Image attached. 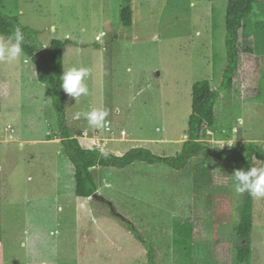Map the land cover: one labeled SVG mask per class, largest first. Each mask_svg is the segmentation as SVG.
<instances>
[{"label": "rangeland", "instance_id": "1", "mask_svg": "<svg viewBox=\"0 0 264 264\" xmlns=\"http://www.w3.org/2000/svg\"><path fill=\"white\" fill-rule=\"evenodd\" d=\"M227 2L0 0V10L43 46L67 42L63 71L91 69L89 96L76 101L64 92L67 130L84 148L115 156L141 148L171 157L186 140L192 86L207 81L220 90ZM128 8L131 25L125 26ZM100 31L106 36L98 42ZM241 47L254 57L244 51V61L261 66L259 86L221 91L214 129L203 134L227 152L240 143L223 141L264 143V0L244 20ZM94 108L108 111L110 130L73 119ZM7 126L12 132H3ZM8 135L0 144V264H232L242 243L234 236L232 163L203 153L179 171L138 161L125 169L97 166L96 197L77 198L56 112L25 55L0 62V141ZM177 224L189 229V238L178 236ZM249 243L250 264H264V198H253Z\"/></svg>", "mask_w": 264, "mask_h": 264}, {"label": "trees", "instance_id": "2", "mask_svg": "<svg viewBox=\"0 0 264 264\" xmlns=\"http://www.w3.org/2000/svg\"><path fill=\"white\" fill-rule=\"evenodd\" d=\"M260 0H228L225 12V51L226 67L219 92L212 91L209 82L202 81L192 86L191 114L188 119L186 140L183 148L176 156H156L146 149H133L123 156H115L99 149L84 148L78 138L73 137L66 126L65 96L61 88L63 74V48L67 45L60 40H52L43 46L29 29L20 25L18 19L4 14L0 10V36L8 37L20 28L24 33L26 43L23 45L24 54L29 59L35 79L44 86L56 112L60 144L63 153L74 168V193L77 198L89 199L97 195V185L94 181L92 169L101 168L125 169L135 162H144L149 165L163 164L172 170H182L194 158L203 153L213 156L217 162L232 163V175L235 170L247 171L253 164H264V151L260 143L244 142L233 151L214 147L203 139L206 129L215 125V104L221 91L233 90L236 86L245 89L248 82L255 88L259 86L261 66L244 61V51L241 47V37L244 29V20L253 12L254 5ZM130 9L122 12L123 23L130 26ZM249 53L252 56L253 53ZM254 80H252L250 77ZM248 78L251 80L248 81ZM256 89L252 92H258ZM257 93H255L256 95ZM254 95V94H253ZM234 180V177H232ZM238 220L234 226V236L242 243L237 245L232 264H250L251 247L249 239L253 229V197L247 192L237 194ZM113 214H115L113 212ZM122 223L136 238H140L132 225L122 220ZM175 232L182 238L190 236L189 229L177 224ZM181 246L182 241L177 240ZM0 245V254H1ZM149 249V248H148ZM151 258V255H149Z\"/></svg>", "mask_w": 264, "mask_h": 264}, {"label": "clouds", "instance_id": "3", "mask_svg": "<svg viewBox=\"0 0 264 264\" xmlns=\"http://www.w3.org/2000/svg\"><path fill=\"white\" fill-rule=\"evenodd\" d=\"M105 36L106 33L100 31L95 39L100 42ZM25 43V36L20 28H16L15 32L6 38L0 36V62L13 63L21 59L25 55L23 49ZM24 62H28L26 58ZM90 75V68L73 66L63 72L61 88L69 97L79 101L81 97L90 95L86 84V80ZM108 115L106 109L94 108L75 112L73 119L84 118L90 127L107 131L110 130L111 124L106 119ZM237 122L242 126L244 124L243 117H239ZM228 143L230 144L231 141ZM21 147H23L22 144ZM232 177H234V190L238 195L247 192L253 198H264V167H249L247 171L243 169L235 170Z\"/></svg>", "mask_w": 264, "mask_h": 264}, {"label": "built area", "instance_id": "4", "mask_svg": "<svg viewBox=\"0 0 264 264\" xmlns=\"http://www.w3.org/2000/svg\"><path fill=\"white\" fill-rule=\"evenodd\" d=\"M237 129H233V132L234 133H237ZM3 132L4 133H10V132H12V128H10V126H7L4 130H3ZM208 134H211V133H208ZM11 138V136L10 135H8V138H6V140H2V141H0V144L1 143H3V141H8V140H11L10 139ZM223 142H229V140H227V141H223ZM233 142H237V141H231V143L229 144L230 146H232V144H233ZM242 145V144H241ZM260 148L264 151V143H260Z\"/></svg>", "mask_w": 264, "mask_h": 264}, {"label": "crops", "instance_id": "5", "mask_svg": "<svg viewBox=\"0 0 264 264\" xmlns=\"http://www.w3.org/2000/svg\"><path fill=\"white\" fill-rule=\"evenodd\" d=\"M213 129H214V128H213ZM235 141H237V143H240L239 146H240L241 144H243L244 142H246V141H242V140H235ZM249 141H252V140L250 139Z\"/></svg>", "mask_w": 264, "mask_h": 264}, {"label": "water", "instance_id": "6", "mask_svg": "<svg viewBox=\"0 0 264 264\" xmlns=\"http://www.w3.org/2000/svg\"><path fill=\"white\" fill-rule=\"evenodd\" d=\"M95 197H96V195H95Z\"/></svg>", "mask_w": 264, "mask_h": 264}]
</instances>
